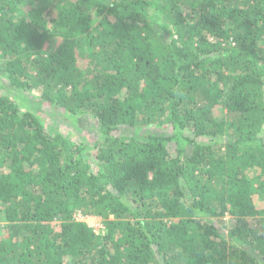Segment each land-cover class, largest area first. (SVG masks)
<instances>
[{
	"label": "trees",
	"instance_id": "obj_1",
	"mask_svg": "<svg viewBox=\"0 0 264 264\" xmlns=\"http://www.w3.org/2000/svg\"><path fill=\"white\" fill-rule=\"evenodd\" d=\"M0 72L100 130L0 83V264H264V0H0Z\"/></svg>",
	"mask_w": 264,
	"mask_h": 264
},
{
	"label": "rangeland",
	"instance_id": "obj_2",
	"mask_svg": "<svg viewBox=\"0 0 264 264\" xmlns=\"http://www.w3.org/2000/svg\"><path fill=\"white\" fill-rule=\"evenodd\" d=\"M24 9V8H23ZM0 83L3 85V92L13 95L15 100L19 103L20 107H29L41 119V122L46 128L52 131H59L65 136L70 137L75 142H84L91 144L94 140L100 137L99 123L96 119L89 115H81L77 120L73 119L66 114L62 109L49 106L47 103H41L38 100L37 91H18L9 86L8 81L2 76L0 72ZM24 99V100H23ZM216 113L219 120L229 121V116L225 110L216 108ZM123 133H130L128 130ZM74 218L84 221L94 229L98 234H104L103 221L100 217L91 214L75 213ZM225 218V217H224ZM219 220V219H218ZM5 224L4 219L0 216V229ZM220 225V224H219ZM69 264V263H66Z\"/></svg>",
	"mask_w": 264,
	"mask_h": 264
}]
</instances>
